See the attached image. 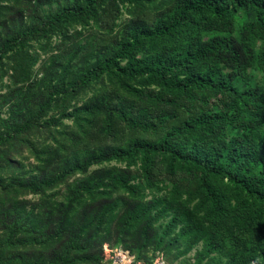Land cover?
I'll list each match as a JSON object with an SVG mask.
<instances>
[{"label":"trees","instance_id":"1","mask_svg":"<svg viewBox=\"0 0 264 264\" xmlns=\"http://www.w3.org/2000/svg\"><path fill=\"white\" fill-rule=\"evenodd\" d=\"M264 264V0H0V264Z\"/></svg>","mask_w":264,"mask_h":264},{"label":"rangeland","instance_id":"2","mask_svg":"<svg viewBox=\"0 0 264 264\" xmlns=\"http://www.w3.org/2000/svg\"><path fill=\"white\" fill-rule=\"evenodd\" d=\"M101 252L104 260L111 261L110 264H135L133 257H131L127 252L109 249L107 245L102 246ZM153 264H163V262H161L159 259H156L154 260Z\"/></svg>","mask_w":264,"mask_h":264}]
</instances>
